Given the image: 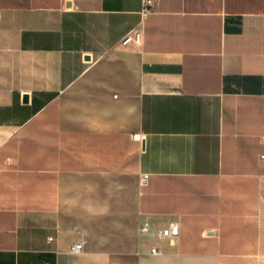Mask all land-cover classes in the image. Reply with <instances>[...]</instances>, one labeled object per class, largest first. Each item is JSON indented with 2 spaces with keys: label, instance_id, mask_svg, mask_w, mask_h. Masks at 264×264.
Returning a JSON list of instances; mask_svg holds the SVG:
<instances>
[{
  "label": "crops",
  "instance_id": "obj_1",
  "mask_svg": "<svg viewBox=\"0 0 264 264\" xmlns=\"http://www.w3.org/2000/svg\"><path fill=\"white\" fill-rule=\"evenodd\" d=\"M151 1L0 0V264H264V0Z\"/></svg>",
  "mask_w": 264,
  "mask_h": 264
},
{
  "label": "built area",
  "instance_id": "obj_2",
  "mask_svg": "<svg viewBox=\"0 0 264 264\" xmlns=\"http://www.w3.org/2000/svg\"><path fill=\"white\" fill-rule=\"evenodd\" d=\"M153 9V2L151 0H143V7L141 10V14L143 18H146L152 11ZM141 34L142 30L141 27L137 29L131 30L125 37L122 39L121 43L122 44H128V43H140L141 42ZM261 159L264 160V155L261 156ZM148 228V223L145 222L142 225V230H147ZM179 228L176 223H171L168 226L159 229L157 234L158 236L162 238H175L178 235ZM81 249V244H75L72 248V251L78 252ZM151 253L157 254L158 251L155 248H151L150 250Z\"/></svg>",
  "mask_w": 264,
  "mask_h": 264
},
{
  "label": "water",
  "instance_id": "obj_3",
  "mask_svg": "<svg viewBox=\"0 0 264 264\" xmlns=\"http://www.w3.org/2000/svg\"><path fill=\"white\" fill-rule=\"evenodd\" d=\"M23 99H24V101H26L27 100V96H24Z\"/></svg>",
  "mask_w": 264,
  "mask_h": 264
}]
</instances>
